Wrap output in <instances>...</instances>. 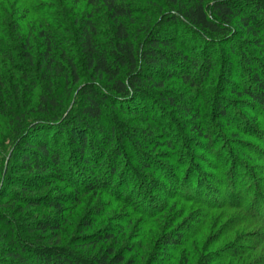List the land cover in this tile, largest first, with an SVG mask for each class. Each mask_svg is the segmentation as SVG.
<instances>
[{"label": "trees", "instance_id": "obj_1", "mask_svg": "<svg viewBox=\"0 0 264 264\" xmlns=\"http://www.w3.org/2000/svg\"><path fill=\"white\" fill-rule=\"evenodd\" d=\"M62 1L0 0V117L15 142L6 167L0 166V264H142L144 258L136 262L112 251L117 237L131 224L128 217L126 227L95 234L93 230L106 219V211H94L96 222L84 219L75 241L78 252L100 249L92 260L76 249L52 245L59 238L67 209L64 200L61 204L52 198L60 189L50 188L63 183L70 190L68 202L77 203L78 196L103 192L114 202L128 203L138 216L149 218L170 212L168 202L198 207L188 217L187 222L194 220L191 225H165L173 231L162 237V243L179 251L189 242L187 239L202 232L208 212H217L219 220H224L220 233L227 230L223 236L238 229L248 234V240L242 246L236 245V238L218 248L216 235L209 259L221 264H264V247H259L264 245V192L260 186L264 187V180L251 176L254 170L261 176L260 168L251 164L264 162V153L253 157L241 151H255L249 140L255 134L258 140L257 129L264 130V76H260L259 66V61H264V0H149L153 12L137 8L135 4L141 0ZM99 16L106 22L105 34ZM178 30L182 34L177 35ZM192 40L196 46L190 47L187 43ZM242 41L255 51L240 48ZM194 51L200 52L199 58L193 56ZM215 62L223 69L220 82L235 66L251 78L247 76L248 82L240 88H229L225 96L220 94L219 85L215 87L211 123L207 122L205 128L196 124L201 120L198 110L178 105L185 127L189 124L190 134L207 144L210 149L206 152L211 162H216L211 164L215 175L204 172L210 179L201 183L198 177L203 175L199 172L182 176V172L155 161L154 156L141 155L129 141L136 139L145 145L154 136V129H128L118 116L139 118L140 112H147L143 110L146 103L156 102L152 97L155 91L161 104L168 109L176 107L177 94L166 89L175 86L174 82L197 87L210 73L215 74ZM61 88L66 94L63 97ZM178 96L182 101L181 94ZM72 100V108L67 111ZM235 108H249V122ZM255 114L260 116L255 118ZM148 115L144 120L155 123L156 130L169 139L170 133L161 126L162 122H171L169 116ZM219 128L235 147L237 157L223 143L220 151H215L220 139L210 138V130L216 136ZM63 137L66 147L56 148ZM115 142L129 145L133 165H126V154ZM157 146L166 148L165 158L173 159L174 147L169 142ZM111 152L105 163L106 175L95 174L96 164L103 163L101 159ZM224 153L227 155L222 158ZM119 157L125 162L116 171L114 162ZM175 161L181 164L184 159L177 157ZM136 167L153 174L137 173ZM223 167L227 171L220 174ZM127 172L132 174L131 180ZM153 175L161 181L152 180ZM24 176L41 182L36 185ZM138 178L153 195L147 196L146 189L137 185ZM222 180L225 183L219 191L213 185L219 186ZM175 211L174 220H178L190 209L176 207ZM250 226L254 230H248ZM157 237L155 232L150 240ZM105 246L111 249L103 253L101 248ZM163 263L167 262L156 264Z\"/></svg>", "mask_w": 264, "mask_h": 264}, {"label": "rangeland", "instance_id": "obj_2", "mask_svg": "<svg viewBox=\"0 0 264 264\" xmlns=\"http://www.w3.org/2000/svg\"><path fill=\"white\" fill-rule=\"evenodd\" d=\"M62 0H61V4H62ZM58 3V2H57ZM153 4H151V2L148 1H137L135 6L137 8H142L145 11H155V8L152 6ZM98 21H100L101 23V32L102 34L106 33L107 30V26H106V22L104 20V18H102V16H99ZM7 24V23H6ZM48 25H50L49 23H47ZM54 26V25H52ZM166 32H164V35ZM182 34V30H178L177 35ZM106 36V35H105ZM169 37V36H167ZM239 46L240 48H244L245 50H249V52H253L255 50H252V48L245 44L243 41L239 42ZM187 44H189L188 46L192 47V46H196V41L192 40L190 42H188ZM197 49V48H196ZM194 57L199 58L200 56V52L198 51H194L193 54ZM256 57L258 59L261 58V56L256 55ZM212 59H214L215 61V55L212 57ZM259 66L262 68L261 69V74L260 76H264V61H259ZM241 64V63H240ZM215 74L214 75H208L205 77V80L203 81V83L199 84L197 87H187L186 85H181L179 82H174L175 86H172L170 88H167L166 91H168L169 93L172 94H177L178 100L176 99V107L168 109L165 105L166 104H161L158 101V93L152 92L153 94V98L156 100V102L154 103H146V109H143L145 111H147L146 113H142L140 112V116L139 118H133L130 117L127 114V117L125 116H118V119H120V123L123 126H126L128 129H148V128H153V132H154V136L152 138H150V140L148 142H144L145 145H142L141 143H139L136 139L129 141L130 145H136L137 149H139V151L141 152V155L143 153L144 156H148L150 158H152L155 161H157L158 163H160L161 165H163L165 168L167 169H175V171L182 172V176L185 173H193L194 174L197 172L201 173L200 175H203V177L199 176L198 179L201 181V183H203V181H208V179H210L211 173L215 175L214 172L211 171V164L212 165H216V162H211V156L210 154H208L209 149L206 147L207 144L201 139V138H197L195 137L196 135L194 134H190V125L188 124L187 127H185L184 123L185 122L183 120L182 117V111L180 109V107H178V105H186L188 108H190L191 110H198V114H200V122H196V124H198L199 126H201V128H205V124L207 122L211 123V104L212 102V97L214 99L215 96V87H217L219 85L220 88V94L222 96L226 95L227 90H229V88H240V85L244 82H248V78L250 79L251 77L246 76V73L243 74L240 73L238 71V69L235 67H232V71L231 72H227V75L225 76L224 80H219V76L220 74H224L223 73V69L218 67V63L215 62ZM187 73H189V71H187ZM217 73V74H216ZM178 81V79H177ZM177 85V86H176ZM218 88V89H219ZM66 91V90H65ZM60 94L63 96H65V92L63 90V88H61L59 90ZM179 94H181V97L183 98L182 101L179 98ZM75 94L72 95V99L74 100ZM176 97V98H177ZM72 102L69 103V108L67 111H70V109L72 108ZM194 102V103H192ZM141 104V103H140ZM156 104V106H155ZM143 105V104H141ZM163 105V106H162ZM165 107V108H164ZM236 107V106H234ZM236 111H238L240 113V115L242 117H244V119L249 122L248 120V114L250 113L249 108H244L242 110H238V108H235ZM257 110V108H255ZM66 111V112H67ZM159 115L158 118L160 117L161 114H165L167 116H169V118L171 119V122H169L168 124L165 122H162V127L165 128L166 130H168V132L170 133L171 137H168L169 139H166L164 137V134H162V132L160 133L159 131L156 130V124L153 123L150 120H144V115ZM148 115V116H149ZM129 116V117H128ZM260 115L259 114H255L254 117L258 118ZM168 118V119H169ZM213 120V119H212ZM262 121V120H261ZM215 123V122H214ZM195 124V123H194ZM218 128V126H217ZM245 130V129H244ZM259 130V137L258 140L256 139V134L254 133L251 140H249V143L251 145H253L252 147H254V150L251 149H246V148H241V151L245 154H248L250 156L253 157H258L261 156L259 155V153H264V130L263 129H257ZM218 134L211 133L210 130V138H219L220 140H218V144L215 146L216 150L215 151H220V143H223V146L228 150V152L237 157L234 154V146L231 144V142H229L226 134L224 133L222 128H219L218 130ZM66 134V133H65ZM84 135H87V133H85ZM65 137L62 138V140L58 143V145L56 144V148H65L67 145V143L65 144ZM13 137L10 138L9 135V127H7L4 119L2 117H0V166H5L6 167V163L7 158L9 156V154L12 152V148L13 146H15V142L12 141ZM190 139H193L190 140ZM261 140V142H260ZM140 141V140H139ZM170 143L171 146H173V154H172V158L173 159H167L165 158V153L167 152L166 148H163L162 146H157V143ZM118 149H121V151L124 150V153L126 154V162L122 159V158H116L114 165L117 166L116 167V171L120 170V166L121 163L125 162L126 165L128 164H132L133 165V160L132 159V155H130V150L129 145H127L126 143H120L118 144L117 142H115L114 144ZM133 145V146H134ZM165 147V146H164ZM14 149V148H13ZM73 149V147H72ZM112 150V149H111ZM109 150V151H111ZM205 150V151H204ZM15 152V151H14ZM227 152V153H228ZM228 153V154H229ZM109 154V155H108ZM111 153H107L106 155H104V157L101 159V163L100 165L96 164L95 166V174H98V172L101 174V176H105L106 173H104L105 170H107L106 168V162L108 161V157H110ZM183 154V155H182ZM229 154V155H230ZM178 155V156H177ZM226 153H224L222 155V158L226 157ZM156 157V158H155ZM182 158L184 159V161L181 162V164H178L175 161V158ZM134 159V158H133ZM140 159H142V157H140ZM222 160V159H221ZM123 161V162H122ZM192 164L194 167H191L189 165ZM184 163V165H183ZM8 165H13V161L9 162ZM230 167H232V164H227ZM252 167H259L261 172V176H259V174L254 170V172H252L253 174H251V176H253V178L255 180H264V162L260 163H252L251 164ZM122 169V168H121ZM199 170V171H198ZM226 169L223 167L221 169L220 174L226 173ZM122 172H124L122 170ZM135 172L137 173H144L147 176L153 174L152 171L150 172H142L141 170H139V168H135ZM204 172H206L207 174H209L210 176L207 178L204 175ZM198 173V174H199ZM103 174V175H102ZM155 175V174H154ZM151 176L150 178L152 180H156L159 179L158 177L155 176ZM4 177V175L2 176ZM126 177H128V179H132V174L127 172ZM219 177V176H218ZM179 178V176H178ZM23 179H27L28 182H32L34 184H40L41 180H38L36 178H30V177H26L24 176ZM33 179H36L35 181ZM138 183L137 185H140V188H144L146 190H143L147 196L153 195L151 193L152 190L149 189L148 185L146 183H144L142 181L141 178H138ZM156 181H161V179L156 180ZM227 181V179H226ZM2 183V182H1ZM68 183V182H67ZM220 185L218 186L217 183H215L213 186L217 189H219V191L221 190V184L225 183L224 180H222V182H219ZM218 183V184H219ZM167 185V184H166ZM67 184H52V188L54 189H60V192L55 195L52 198H56L59 200V202L61 204H64L65 208L67 209V212H65L63 214V218L65 219L64 224H62L61 226V233L59 234V238L55 241L52 242V245L56 248H64L67 250L70 249H76V252H78L77 248H76V243L75 241L78 240V234H79V228L81 225V222L84 219H87L89 221H97L98 217L96 215V210L98 211H106V219L102 222H100L99 224L96 225V228H100V229H95L94 228V232L96 235H100L103 232H106L107 230L110 231H114L117 230L118 227H126L127 223H124V221H127V217L130 220V225L129 227H126V229H124V234L121 236H118L117 238V244L115 245V247H113L114 250H112L114 253H122L126 258L128 257H132L136 262L139 259H143L144 261H142V264H156L158 261L159 262H167V263H163V264H221L215 260H211V257L209 259V254L211 253V245L215 240L216 235H218V241H220L219 245L216 246L218 248H220L221 246H227L228 242L232 241L233 239H236L235 241H237L236 245H238V243H240V245L244 246L247 243L248 237L244 231V233L242 231H239L238 229H235L231 234L223 236L222 233H227L226 229H223V232L220 233L219 228H221L224 225V220H219L218 218V214L217 212H208V217L205 221L206 224H204V229L202 230L201 233H199L198 231L195 230L196 233H199L198 236H196V238L194 239H187L189 242L187 244H185L186 246L184 248H182L180 251L179 249H172V248H168V246H165V244L162 243V237L164 235H166V233H169L173 231H171L172 227H176L187 221H189L188 217L190 216L191 211L198 209V207L196 206H191L189 203H179V202H168L171 205L168 206V209H170V212L168 211V213L166 212V214H164L163 216H159L158 218H156L155 216L152 217H147V216H138L140 214H135L133 212L134 208L131 207L128 203L126 202H114L109 196H107L106 193H98V194H94L92 195H87V196H78V202L77 203H71L68 202L70 200H67V196L70 195V190L67 187ZM257 185H252L251 187L254 188ZM261 188L263 189L262 191L264 192V187L262 184H260ZM259 186V187H260ZM65 187V188H64ZM137 187V186H136ZM167 187H169L167 185ZM131 188H133V185H131ZM136 189V188H135ZM132 190V189H131ZM224 190V189H223ZM14 192H17L15 189L13 190ZM155 193V192H154ZM156 194V193H155ZM47 194H42V196H46ZM127 194H122L123 197H126ZM158 199L159 201H162L163 198H161L160 195H158ZM264 199V198H263ZM64 200V203H63ZM56 201V200H55ZM69 205V207L67 206ZM185 208V209H190V212L185 213L182 215L181 218H178V220H174L176 218L175 213H177V211H175V208ZM101 208V209H99ZM102 208H104V210H102ZM65 209V211H66ZM133 209V210H131ZM135 209L137 211H140L141 209L139 207H135ZM115 212V213H114ZM194 213V212H192ZM191 213V214H192ZM123 214V215H121ZM126 214V215H125ZM256 218H259L258 215H253ZM56 217V216H55ZM187 217V218H186ZM160 218H162L163 220H160ZM57 220V219H56ZM103 222H105V225H103ZM194 222V220L192 222H187L188 225H191ZM166 223H174V225L170 228V229H165V225ZM245 229V226H244ZM248 230H254L253 226H250L247 228ZM179 231V230H177ZM97 232V233H96ZM155 232L159 234V237H157L154 240H150L152 237L155 238ZM191 233V232H190ZM220 233V234H219ZM188 234V233H187ZM192 234V233H191ZM195 235V234H194ZM224 237V238H223ZM222 238V239H221ZM222 240V241H221ZM149 241L151 242V244L149 243ZM154 244V245H153ZM158 247L157 251H153L155 250V248ZM260 248H263L264 245H260ZM108 249H111V247L109 246H105L104 248H101L102 252L104 253L105 251H107ZM217 249V248H216ZM88 249H85V251L82 252H78L81 253L83 256H85L86 258H88L89 260H92L93 257L96 256V252L98 250H94L92 252L88 251ZM215 250V249H214ZM153 251V252H152ZM176 251H178L176 253ZM155 252V253H154ZM113 253V254H114ZM166 254V256H163V254ZM177 255H175V254ZM175 255L173 258L172 256ZM203 257V259H202ZM156 259L157 262H153V259ZM207 262V263H206Z\"/></svg>", "mask_w": 264, "mask_h": 264}]
</instances>
